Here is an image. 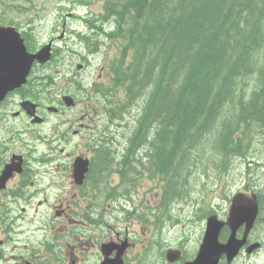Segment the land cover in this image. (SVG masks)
<instances>
[{
	"label": "flooded vegetation",
	"instance_id": "obj_1",
	"mask_svg": "<svg viewBox=\"0 0 264 264\" xmlns=\"http://www.w3.org/2000/svg\"><path fill=\"white\" fill-rule=\"evenodd\" d=\"M34 22V8L0 0V264L193 263L213 243L205 235L144 237L118 227L141 217L146 158L112 151L96 167L104 154L89 89L68 85L66 77L52 84L50 62L31 60L40 46ZM65 96L83 104L70 109ZM143 132L148 143L151 130ZM70 138L78 144L66 153L59 145ZM229 237L215 241L225 245ZM257 242L247 235L235 257L221 254L216 264H258L259 250L247 251ZM201 264H212L211 255Z\"/></svg>",
	"mask_w": 264,
	"mask_h": 264
},
{
	"label": "trees",
	"instance_id": "obj_2",
	"mask_svg": "<svg viewBox=\"0 0 264 264\" xmlns=\"http://www.w3.org/2000/svg\"><path fill=\"white\" fill-rule=\"evenodd\" d=\"M97 1L87 23L99 36L82 38L89 52L106 43L114 55L106 62L112 76L93 85L91 105L123 126L125 109L136 112L118 136L133 153L160 158L163 201L183 199L186 174L201 172L204 159L222 178L229 158L243 156L256 124L264 125V88L243 103L246 79L254 73L264 79V0ZM150 126L144 143L139 137ZM260 135L264 146V128ZM103 144L98 152H110ZM101 159L110 160L100 156L97 168ZM206 194L189 200L210 208Z\"/></svg>",
	"mask_w": 264,
	"mask_h": 264
},
{
	"label": "rangeland",
	"instance_id": "obj_3",
	"mask_svg": "<svg viewBox=\"0 0 264 264\" xmlns=\"http://www.w3.org/2000/svg\"><path fill=\"white\" fill-rule=\"evenodd\" d=\"M87 1V0H86ZM72 8L78 7L77 13L80 16H87L89 12L99 11L97 0H92V3L89 6H78L75 4L73 0H43V8L47 9V11L43 12V15L48 13V15L54 13L57 7H61V5ZM42 0H35V6H41ZM92 17V15H89ZM55 21L47 24L44 21L43 26L40 28V39H44L45 41L48 38H53L54 40L57 38L56 35L59 34V30L54 31ZM72 28H78L80 33H86V35L93 34L98 38L95 32H90L89 30L80 27L79 25L71 24ZM114 27V25H113ZM111 29V25L108 23L106 26V30ZM89 33V34H88ZM56 34V35H55ZM58 46L61 48V59L62 65L59 64L57 69L60 71L56 74L54 69H51L52 76L54 81L57 82L62 78V70L66 67L67 61H71L74 63L77 59L72 55L78 54L79 57H82L83 60L88 62V68L81 72L83 83L86 87H89L94 80L97 78V70L101 64L106 63L113 55L114 48L106 43H101L98 46L99 52H89L88 48L85 45V40L77 38L76 34L73 32L66 33L63 36V39L58 41ZM69 50H72V55ZM80 63V62H79ZM112 76L109 73V69L105 68L103 77L106 80L110 79ZM264 88V79H260L259 74L254 73L246 79V89L248 99H244L243 103H248L250 99L253 98L254 95L259 93ZM245 92V90H244ZM79 109V108H78ZM67 113V112H66ZM104 120V119H103ZM100 116V123L103 122ZM133 120V118H131ZM264 123V122H262ZM119 131L128 127L127 124H117V127H120ZM114 129V127H111ZM260 128H264L263 124H256L255 130L257 129V134L253 135L252 138V146L251 148L245 151V159L244 158H232L230 161V172L228 174V184L225 186H221L219 182H217L218 177L215 174L210 172L211 164H205L202 166V171L197 172L194 168H192L191 173L186 174V182L182 188L183 190V199H174V200H166L164 203H160L159 201L162 197L164 184L162 183V178L160 174L152 176L153 180L146 183L144 189L140 191L142 194L141 199H143L142 213L139 220L131 221L129 224L118 222L117 225L121 229L127 226V230L130 232H138L137 235H155L154 231H158L161 235H202L203 234V225H201V221L196 220V210L195 207L197 204H192L191 197L194 199L198 197L202 192H207L210 196H212V204L211 207L218 215L220 219H224L226 210L228 209L229 202H227L226 198L230 199L231 196L237 192H243V187L245 186V177L247 174L253 173L250 181L251 188H262L264 187V146H261L262 138L260 135ZM218 131V128L215 129ZM220 133V132H219ZM222 134V133H221ZM250 134H246L245 138H248ZM78 144V138H70L67 140L66 145L61 143L60 148L64 149L66 153H71L75 151V146ZM34 148L37 149L38 152H42L45 150V147L42 145H35ZM117 149L116 147H114ZM124 150V149H123ZM121 151V150H120ZM119 151V152H120ZM144 153L138 154L139 157H143ZM106 158H110L109 153H104ZM207 152L201 153V157H205ZM65 155L63 154L62 157ZM159 157H161L159 155ZM253 160V162H251ZM98 166V165H97ZM149 167V166H147ZM160 162L157 170H160ZM213 167V166H212ZM250 172H249V171ZM206 171V172H205ZM222 179V178H221ZM211 189V190H210ZM145 198V200H144ZM189 200V201H188ZM188 201V202H187ZM183 207L181 204H185ZM157 205V210L154 211V206ZM158 212V214H157ZM177 219L180 223L177 224ZM112 223L111 225H113ZM254 235H257L260 241L263 243V249L258 253V264L264 263V229L260 228ZM20 250H18L19 252ZM22 253V252H19ZM188 257V256H187Z\"/></svg>",
	"mask_w": 264,
	"mask_h": 264
},
{
	"label": "water",
	"instance_id": "obj_4",
	"mask_svg": "<svg viewBox=\"0 0 264 264\" xmlns=\"http://www.w3.org/2000/svg\"><path fill=\"white\" fill-rule=\"evenodd\" d=\"M257 214L258 204L255 194H235L232 197L228 216L225 222L218 221L215 216H210L206 220L204 235H207V238L213 235L214 239H217V235L220 234L222 227L227 226L229 228L230 237L227 244L221 246L216 245L215 243H212L211 245L205 244L202 247L198 258L191 264H201L204 260H206V256L209 258V255H211L212 264H216V261L221 254H225L227 257L231 258L234 254H236L238 248L245 241V237L250 232L256 220ZM242 226L244 227L242 233L243 237L241 240H237L234 235L237 234L238 229ZM255 247L256 246H253L250 249ZM206 262L208 263L209 261Z\"/></svg>",
	"mask_w": 264,
	"mask_h": 264
},
{
	"label": "bare ground",
	"instance_id": "obj_5",
	"mask_svg": "<svg viewBox=\"0 0 264 264\" xmlns=\"http://www.w3.org/2000/svg\"><path fill=\"white\" fill-rule=\"evenodd\" d=\"M10 64L12 65V62L10 61ZM10 70V69H9ZM9 70H8V72H7V76L10 78V77H12L10 74H9ZM51 71V70H50ZM50 75H51V81L52 82H54V78H53V76H52V73L50 72ZM124 116H123V120L121 121L122 123H124V124H126V122H125V120L126 121H128V122H130L131 121V118H134L137 114H136V112H132L130 109H125V112H124V114H123ZM125 127V126H124ZM146 131H149V130H151V132L153 131V126H150V127H148V128H146L145 129ZM150 132V133H151ZM150 133H148L147 132V136H149L150 135ZM139 139H140V137H139ZM117 152V151H119L118 149H115L114 147H112V148H110V152ZM249 171V170H248ZM250 172V171H249ZM252 173V172H251ZM249 176V175H248Z\"/></svg>",
	"mask_w": 264,
	"mask_h": 264
}]
</instances>
